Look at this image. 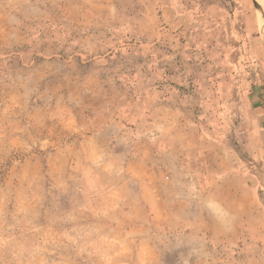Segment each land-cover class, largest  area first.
I'll use <instances>...</instances> for the list:
<instances>
[{"label": "rangeland", "instance_id": "rangeland-1", "mask_svg": "<svg viewBox=\"0 0 264 264\" xmlns=\"http://www.w3.org/2000/svg\"><path fill=\"white\" fill-rule=\"evenodd\" d=\"M263 25L264 0H0V264H264Z\"/></svg>", "mask_w": 264, "mask_h": 264}, {"label": "clouds", "instance_id": "clouds-1", "mask_svg": "<svg viewBox=\"0 0 264 264\" xmlns=\"http://www.w3.org/2000/svg\"><path fill=\"white\" fill-rule=\"evenodd\" d=\"M214 205H216L215 201L209 200L206 202L205 206L212 212L213 215H216L215 211L213 210ZM219 219V217H217Z\"/></svg>", "mask_w": 264, "mask_h": 264}, {"label": "bare ground", "instance_id": "bare-ground-1", "mask_svg": "<svg viewBox=\"0 0 264 264\" xmlns=\"http://www.w3.org/2000/svg\"><path fill=\"white\" fill-rule=\"evenodd\" d=\"M264 26V25H263ZM264 30V29H263ZM264 32V31H263Z\"/></svg>", "mask_w": 264, "mask_h": 264}]
</instances>
